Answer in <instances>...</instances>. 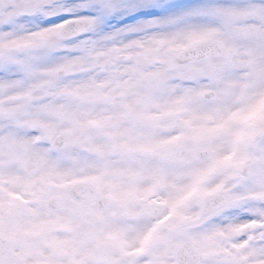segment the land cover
Listing matches in <instances>:
<instances>
[{"label":"snow or ice","instance_id":"6c2138e0","mask_svg":"<svg viewBox=\"0 0 264 264\" xmlns=\"http://www.w3.org/2000/svg\"><path fill=\"white\" fill-rule=\"evenodd\" d=\"M0 264H264V0H0Z\"/></svg>","mask_w":264,"mask_h":264}]
</instances>
